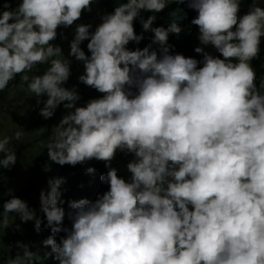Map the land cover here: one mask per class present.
Wrapping results in <instances>:
<instances>
[{
	"label": "clouds",
	"instance_id": "1",
	"mask_svg": "<svg viewBox=\"0 0 264 264\" xmlns=\"http://www.w3.org/2000/svg\"><path fill=\"white\" fill-rule=\"evenodd\" d=\"M0 7V90L17 76L46 97L33 131L0 137V168L16 163L22 137L45 147L35 168L53 171L32 206L33 184L0 188V229L18 250L4 264H264V0L243 15L240 0ZM69 36L82 97L63 86L58 42ZM28 188L27 201L14 196ZM17 216L36 232L45 218L50 252L19 241Z\"/></svg>",
	"mask_w": 264,
	"mask_h": 264
},
{
	"label": "rangeland",
	"instance_id": "2",
	"mask_svg": "<svg viewBox=\"0 0 264 264\" xmlns=\"http://www.w3.org/2000/svg\"><path fill=\"white\" fill-rule=\"evenodd\" d=\"M257 3H261V0H256ZM252 3V0H240V7L238 15L245 14L249 5ZM84 24H87L84 21ZM90 24V23H88ZM71 30L68 28L64 30L62 35L65 33H69ZM61 35V31H57V36ZM73 36H69L68 39H64L58 42L59 47L61 48L62 55L70 61V75L74 76L76 81V87H79V90H76L79 97H82L84 92L83 88L78 81V77L83 74V64L81 61H75L71 63L74 57H70L69 53V44ZM51 43V42H50ZM85 43V42H84ZM45 65H38L37 69H34L33 72L29 73V77L33 74H42V72L47 68ZM80 72V75H76V73ZM17 77V76H16ZM16 77L14 80L10 81L8 86L4 89L5 97L1 103L3 104V108L0 110V137L4 135L11 136L14 131L17 130L18 127L24 129L26 123L29 121L30 117L34 114L39 113V109L43 106V101L46 99L45 96H40L39 98L33 96L31 92L26 90L25 84L22 80L17 82ZM72 77H69L68 80L64 83L65 88H73L68 85L70 81H72ZM1 91V90H0ZM37 99L40 100V103L37 104ZM77 106V105H76ZM59 106H57L55 112L58 113L57 118L58 124L59 120L63 115L67 113V110L59 111ZM39 115V114H38ZM39 115L37 119H40ZM44 121V120H43ZM45 122V121H44ZM23 129H21L23 131ZM26 133L24 134V136ZM31 137L37 139L40 135L31 133ZM15 141H12V147L15 150L16 154V163L10 169L0 168V188L5 189L7 192L11 190V193H14L16 190L24 189L30 184H33L34 188L32 191V197L28 202V206H32L35 198L39 197V192L43 188L46 190L47 188V179L52 177L53 171H47L45 173L42 170H37L35 168L36 160L39 154L45 149L44 146H38L34 140H28L27 138H23V140L19 141L17 144H14ZM2 155V154H0ZM38 203V201H36ZM15 214H10L9 222L12 221ZM10 226V225H9ZM7 229V228H6ZM1 230V229H0ZM18 231H23V229H19ZM7 232H1L2 236H0V254L4 253L7 249L5 239H8ZM4 237V239H2ZM17 238L12 237L9 241H16ZM14 248L11 250L13 251Z\"/></svg>",
	"mask_w": 264,
	"mask_h": 264
},
{
	"label": "trees",
	"instance_id": "3",
	"mask_svg": "<svg viewBox=\"0 0 264 264\" xmlns=\"http://www.w3.org/2000/svg\"><path fill=\"white\" fill-rule=\"evenodd\" d=\"M5 2V0H4ZM7 2L9 3L10 7L11 8H15L19 3H20V0H7ZM2 7H0V11H2ZM82 45H83V41L81 42ZM88 41L86 40L85 43H84V46L81 48L85 54H89L90 53L88 52L87 50V45ZM189 56L192 58L194 55L193 53H195L194 51H189ZM47 66V65H46ZM76 75H80V72L77 71ZM69 77H72V81H70L68 83V85L70 87H74L76 90H79V87H76V79H74L75 77L74 76H69ZM5 97V91L4 90H1L0 91V101L3 100ZM32 119L30 124L25 127L23 129V135L22 137L24 136L25 133L27 132H30V131H33V127H34V118H30ZM22 137L20 138V140L22 139ZM19 140V141H20ZM19 141H16V144L19 142ZM69 165L65 164V168L62 169V174H65L67 168H68ZM71 166V165H70ZM72 168V172L75 176L76 179H80L82 178L81 176H79L78 174L82 172V165L80 163L76 164L75 166H71ZM117 175L120 176V173L117 172ZM90 187V186H89ZM29 191H30V188L26 189V190H23L22 192H19L17 194H15L14 196L17 197V198H20L24 201H27V197L29 195ZM10 197L2 190H0V210H2V204L5 200L9 199ZM41 221V225H40V231L39 232H36L34 230V222L33 221H28V222H21L18 218V216L16 217V220L15 222L9 227V228H13L17 225H19V229H23L24 231V235L21 236V238L19 239L20 242L22 243H26L30 246V250L32 251H35L37 248L40 249V254L41 256H43V253L44 252H50V248H47V247H44L42 246V241L47 238L51 233H50V229H48V227L46 226V221H45V218L43 217H39ZM64 226V224H63ZM14 228V229H15ZM1 232H6V230L4 228H2L0 230ZM60 235H63V233H60L59 235H57V237H55L56 239L59 238ZM10 239H7L6 240V251L4 252V254L0 255V264H4V262L6 261V259L8 258V256H14L16 254V252L18 251L15 247V251H10L11 249V246L15 245L14 242H10L9 241ZM50 256L47 260H43L42 261V264H49L50 262Z\"/></svg>",
	"mask_w": 264,
	"mask_h": 264
}]
</instances>
